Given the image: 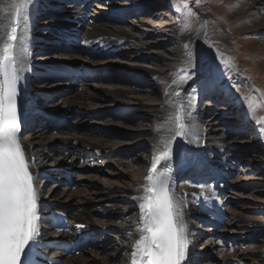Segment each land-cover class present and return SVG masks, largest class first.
<instances>
[{"label": "rangeland", "instance_id": "1", "mask_svg": "<svg viewBox=\"0 0 264 264\" xmlns=\"http://www.w3.org/2000/svg\"><path fill=\"white\" fill-rule=\"evenodd\" d=\"M51 1L53 0H45L47 9L43 7L44 2H35L38 8L36 20L33 21L39 29L32 26L31 31L39 36L33 41L34 55L31 57L37 69L39 66L40 70L45 66L48 69L50 64L56 62H80L87 64L89 69L104 68L113 64L119 67L117 71L123 69L120 71L125 76L132 71L149 73L145 78L135 81L126 77L120 79L116 73L101 75L103 72H96L99 74L86 79H74L72 75V78H59L67 80L33 83L31 90L36 93L33 102H41L38 105L40 108L46 107L42 101L45 97L41 98L44 94L39 92V96L34 89L51 92V101H48L47 107L44 108L49 110L50 114H56V111L64 106L65 93L69 96L73 94L69 85L74 86L76 93L89 92L96 97L87 101L85 110L76 111L73 119H67L73 126L72 129L61 127L55 132L49 129L45 133L48 139L56 141L61 136H75L93 142L98 138L105 141L101 144L105 146L103 148L117 153L108 157H88L86 154L89 152L81 149L73 158V152L66 151L44 162L48 166L55 160L66 157L67 163L73 166L70 170L73 171L71 185H68L62 176L49 178L50 174L36 180L41 198L51 202L56 198L53 203L59 204L58 208H64L63 205L68 207L64 208V212L69 217L87 212L93 230L102 231L100 239H96L97 245L75 257L89 259L90 264L130 263L129 234L133 229H137L139 215L136 207L126 198V189L131 186L128 176L143 175L150 161L147 146L143 149L144 147L135 144H146L155 130L156 123L152 111L165 96L172 83L170 80L180 79L181 76L188 79L187 75L179 72L181 66L178 62L182 61L181 57H185V46L192 45L194 60L185 65L190 75L198 73L200 79L191 89L190 97L192 99L195 93L205 86L215 91H210V95L202 98L199 95L201 100L198 99L197 106L194 98L197 110L203 113L201 122L207 149L201 151L209 156V150L217 148L214 143L222 142L225 146L223 153L232 159L229 160L232 168H227L229 175L225 176L226 180L222 183H219L222 180L220 178L215 188L228 214L224 226L207 227L199 222L198 218L201 219L202 215L198 213L196 217L188 219L191 227L187 234L194 242L192 247L191 240L190 249L196 257V263L193 264H224L225 261H230L228 264H264V135L260 133L264 130V59L259 60L262 54L260 44L264 42V29L257 28L256 24H239L236 17L237 10L243 5L250 7L249 19L260 21L264 18V0H176L173 3L167 0H79L76 8L86 10V21L109 23L129 35L125 44L111 48L113 56L106 59L88 58L80 51H72L71 49L76 48L73 46H69L71 49L66 46L65 49L59 39L50 34L51 30L44 26H59L65 21H70L76 12L72 9L74 6L70 8L65 0H58L59 4L56 5V2L52 4ZM54 6H57V9L52 11L50 8ZM185 7L193 15L189 20V30L181 33ZM206 24L209 28L208 38L202 43L199 35ZM184 34L189 35L190 43L182 40ZM73 42L81 43L80 40ZM210 43L220 50L225 47L226 57L234 58L238 71H226L216 57H211L208 53ZM38 46H43L44 49L40 54L37 52L40 50ZM55 46H61L62 49ZM38 76L45 77L42 73ZM196 78L193 77L190 81L193 82ZM115 88L133 90L131 97L139 106L129 108L130 118L115 115L116 104L111 99L100 96V92H110L108 90ZM246 98H252L253 103L259 105L254 113L250 112ZM242 110L250 116V121L243 119ZM28 128L30 131L21 134L25 144L30 143L34 133L41 134L45 130L41 127ZM32 142H36L34 147L38 146V136ZM135 146L138 150L132 153ZM44 153L49 154L47 150H44ZM121 163H126V168ZM35 164H39V161ZM207 168L206 166L202 169ZM204 174L207 178H212L211 171ZM189 179L186 176L178 177L175 187L183 191L195 188L193 184H188ZM199 183L208 187L211 180ZM68 192L77 198H66ZM81 200H86L88 204L84 206ZM219 235L223 239L226 238L224 235L227 236L232 247H225ZM97 250H101V253L95 255ZM233 255L238 256L234 258Z\"/></svg>", "mask_w": 264, "mask_h": 264}, {"label": "bare ground", "instance_id": "2", "mask_svg": "<svg viewBox=\"0 0 264 264\" xmlns=\"http://www.w3.org/2000/svg\"><path fill=\"white\" fill-rule=\"evenodd\" d=\"M36 1L37 2L41 1V3L44 2L43 3L44 9H47L46 7H48L47 6L48 4L45 2V0H31V3H30V18L31 19L29 20L28 28L27 30L23 28L18 30L19 39L16 42H14L15 48L13 52V55L16 60L17 74L20 76V79L17 83L16 103H17L18 116H19L20 121L23 124L22 131L23 130L24 132L30 131V129L28 128L29 126L45 128L44 132L41 134L34 133V135L31 136L30 138V143L25 144L26 143V142L24 143L25 140H20L22 147L24 149V152H25L26 162L29 164V171L33 176V180L34 178L41 176L43 174H48V175L50 174L49 178L50 177L54 178V176L57 178L60 177L61 174L59 173L54 174V172H51L50 169L73 172V171H70L71 169H73V166L71 165V163L70 164L67 163L66 157L64 158L62 157L61 160H55L52 165H48V166L44 162L45 160H48V159L52 160L53 156L57 154L60 156L63 152H66V151H69L71 153L73 152L72 154L73 158L77 156V152H79V150L81 149H85L87 152H89L86 155H90V156L94 155L95 157L96 156L108 157L110 155L115 156L117 154L115 151L112 152L106 148H103L105 146L104 145L101 146V144H104L105 141L102 139H98V138L94 139L93 142L87 139H83V138L75 137V136H72V137L71 136L69 137L61 136L56 141L48 139V137L45 136V133L49 131V129H52L50 127L52 122L46 121L45 119L41 117H37L36 115H33V114H31L30 117H28V121L26 125H24L25 116L27 114L25 111H28L27 108L32 103L34 94L36 95V93H34V91L31 90L33 88L32 86H33V83H35V81L36 83H38V82H46L48 80H67V79H59V78H63L67 76H69L70 78L71 74H78V76L73 77L74 79L75 78L76 79L77 78L86 79L87 77L90 78V77H94L95 75L99 74V73L96 74V72H103L101 73V75H107L104 73H113V74L116 73V75L118 74L117 76H119L120 79L128 78L134 81L143 79L145 78L146 75H149V73L147 72L141 73L140 71H137V72L132 71L128 75L125 76V75H122V72L120 71L123 69H120L119 71H117L119 67H116L113 64L112 65L109 64L108 66L104 68L89 69V66H87V64L86 65L80 64V62H73V63L56 62V63L50 64L48 66L49 67L48 69H46L47 66L44 67L43 72L48 77L38 76L39 74L43 72H41L42 70H40V66L37 69V66L35 65V62L32 60L33 59L32 57L34 55L33 54L34 53L33 41H35L39 35L31 31L32 26H35L37 30L39 29L36 27L37 25L33 21V19H35V16L37 14L36 8H38L37 4L35 3ZM61 1L63 0H60V2ZM167 1L169 3H173L176 0H167ZM54 2H56L55 5L59 4L57 3L58 0L51 1L52 4ZM78 2L79 0H71V1L65 0V3L68 4L70 8L74 6L72 9L76 11L73 13V17L70 19V21H65L61 23L59 26L57 25L54 27L53 26H44V27H47V29L51 30L50 34L54 35L55 39H59V43H62L65 46V49H66V46L76 47L74 49H71L69 47V49H71L72 51H80L82 54L86 55L88 58L97 57V58L106 59L110 56H113V54H111L110 52L111 48L119 44L121 45L123 43L125 44V42L129 38V35L125 33V31L117 27L110 26L109 23L103 24V23H97L96 21H86L84 17V13H82L79 10V8H76ZM2 7H3V4L2 2H0V8ZM50 9L54 11L57 9V6H54L53 8H50ZM123 13L124 11L122 12V14ZM3 15H4L3 11H0V16H3ZM65 15H64L65 19L68 20V18ZM250 16L251 15H250L249 6L242 5L237 10L236 17H237V20L239 21V24L247 23V25L249 26L252 24H256L257 28L264 29V18L260 19V21L258 20L252 21L251 19H249ZM50 27H53V28H50ZM208 29H209L208 24H206L205 28L201 30V33L199 35V38H200L199 40L202 41V43L204 41H207ZM75 40H80L81 43L75 44L73 42ZM182 40L188 41L189 43L191 42V38L187 34L183 35ZM2 42L3 41L0 40V43ZM40 47H39L40 50H37L39 54L42 50H44L43 46H40ZM55 47L57 49H62L61 46H55ZM188 48L191 51L193 49L192 45L188 46ZM224 50H226L225 47L223 48V50H220L218 47L214 46L213 44L211 43L209 44L208 53H210L211 57L213 56L216 57L220 61L219 63L221 64L223 68L224 66L221 63V54L223 55L224 58H227ZM260 50L262 51V54H260V58H259V60L261 61V59H264V42L260 44ZM185 59H186L185 57L180 58V60L182 61H185ZM182 61L178 62L179 66H181L179 68V72L181 71L183 75H187L188 79H186V82L181 81L178 78H174L170 80L172 83L170 87L166 90L165 96L160 99L159 104L152 111V115H153L152 117L154 118V121L156 123L155 130L149 136V139L146 144H142V145L138 143L135 144L138 147L139 146L140 147L142 146V148L144 147L143 149H145V145L147 146V148L149 149V153H150V161L148 162L146 166V171L143 175L139 177L128 176L131 186L129 185L130 188L126 189V192H125L127 194L126 198L130 202V204L132 203L133 206L136 207V210L138 211V215H139V222H138L137 229L136 230L133 229V231H131L130 245L128 247L129 248L128 254L130 256L129 264H131V261H132L131 253L133 251V245L136 242V240L139 239V235H140V233L138 232V228L140 226V219H141L140 208H139V203H140L139 197L143 195V187L145 186V177L149 175L150 169L153 164V156L159 155V153L163 151V148L159 144L158 141L160 140L161 137L168 138L171 135L168 131H158V128H160L163 125V127L167 129L170 126L169 117L173 116L176 113L178 107L182 106L186 114L185 124L188 126L185 129L186 135L184 137H175V139L173 140L170 146L171 151H172L171 159L169 160H165L163 158L159 159L156 162L157 169L161 170V168L164 167L165 165L168 166L171 169V174L173 176L174 181H176L180 171H186L189 167H191L192 169L190 168L191 170L185 173L184 176L189 177V175L192 176L195 173H198L197 178L205 179V177L207 176L204 173L205 172L207 173V169L206 170H203V169L195 170L193 167L197 165L199 167H205L207 165L208 166L210 165L212 167L213 173L215 174L214 179H217L218 176H221L220 178L222 180H220L219 183L220 182L222 183L224 180H226L225 176L229 175L230 171L227 172L228 170L227 168L229 169L232 168L230 166V161H229L232 159L230 156H226L225 153H223L224 152L223 148L225 146L224 144H222V142L216 141L214 143V145L217 146V148L210 149L209 156L206 153H202L201 151L202 149H207V148L205 147V137H204V132L202 131L203 124L201 122V119H202L203 113L197 110L196 108L197 101H199L198 99L201 100L202 97L210 95L209 93L210 91H213L214 93L215 91L209 89V87H206V86L200 89V91L198 93H195L194 95L196 99V106H195V99L193 98L191 99L190 91L197 84L200 77L198 76V73L190 75L189 74L190 72L186 68L185 63H182ZM54 68L57 69L58 71L55 70ZM123 73H128V72L123 71ZM56 75H60L63 77L56 78ZM152 75H155V74L152 73ZM193 77H197V78L193 82H191L190 79ZM173 80H176L177 83H173ZM69 87H71L70 92H72L73 94L69 96L68 93H65V95H63V97L65 96V98H63L64 106L58 109L56 111V114H50L49 110L44 109L47 107V103L51 97L50 96L51 92L40 90V89H34V90H37V93L41 92L42 94L46 95L44 96V95H41L40 93L37 94L39 96L41 95L40 96L41 98L45 97V98H42V101L46 105V107H42L41 109L47 110L49 115H54L56 117H60L65 120L67 119L71 120L76 116V113H75L76 111L86 109L88 100L96 98L95 94L93 93L88 92L86 94L85 93L80 94L74 91L73 89L74 86L69 85ZM108 91L110 92H107V91L100 92V96L104 99L105 98L111 99V101L116 104L117 109L115 110V115H119L120 117H123V118L124 117L130 118L131 116L129 113V108H132L131 106L133 107L139 106V103L137 101L134 102L135 99L133 100V98L131 97V95L133 96L134 94L133 90L115 88L112 91L111 90H108ZM177 93H179V95H177ZM196 94H198V96ZM199 95L201 98L199 97ZM34 100L36 101L37 98H35ZM132 100L134 103L132 102ZM35 104L34 105L37 107L38 105L41 104V102L40 104L35 102ZM189 104H191V107H189ZM187 113H191L190 118L187 115ZM242 113H243V110H242ZM243 119L246 121L251 120L250 116L245 112L243 113ZM262 130L260 131V133L262 132L264 135V130L263 131ZM36 136H38V139L40 140L39 145L41 146L36 145L34 147V144H36V142H32V140ZM136 146L135 148L132 147L133 148L132 153H135L138 150V147ZM57 147L58 149L56 150ZM44 150H47L49 154L46 155L44 153ZM38 161H39V164H35ZM43 162L44 164H42ZM121 164L126 168L127 166L126 163H121ZM33 182H34V187H35L36 181H33ZM36 191H37V188H36ZM174 192L177 198L184 202L183 212H184V217H185L188 230H189V227H191L188 219L193 216L196 217L195 215L197 213L204 214L206 218H210L215 215L221 218H224L227 216L228 218L227 211L224 209L220 196H218V191H213L211 186L207 187L206 185H204V187H195L193 189H190V190L188 189L186 191H183L175 187V184H174ZM37 193H38L37 202H44L45 206L51 207L53 205V207L63 212H64V208L65 209L68 208L65 205H63L64 208H58L59 204L53 203L56 200V198L52 200L53 202L46 201L43 198H40L41 196H40L39 190L37 191ZM72 196L73 195L69 192L66 194V198H75V199L77 198L75 196L73 197ZM81 202L83 203L84 206L88 204L86 200H83V201L81 200ZM37 211L38 213L41 212L42 208H38ZM70 218H71L70 223H71L72 228L75 231V235L82 236V235H87L90 233L91 237L96 236V239L97 238L100 239L99 235L102 233V231L99 232L98 229L93 230V227L90 221V216L88 215L87 212H84L83 214H79V215H72L70 216ZM37 223H38L39 231L44 232L45 230L42 231V228L40 227L41 222H37ZM195 224L197 225V223ZM78 225H80L81 227H78ZM187 236L190 241V244H189V249H190L192 245L191 243L192 239L190 240L191 236H189L188 234ZM224 237L227 238V236L225 235ZM226 238L223 240L224 243L227 241ZM89 239L91 240V238ZM97 243L98 242L96 241L95 245H97ZM193 246H194V242H193L192 247ZM220 246L222 250L224 251L223 245L221 244ZM93 247L94 246H91V244H89L87 248L92 249ZM190 252H191V249H190ZM98 253H101V250H97V252H95L94 254L97 255ZM114 254H116V252H114ZM58 255H60V253L53 254V256H58ZM237 256L238 255H233L232 257L235 258ZM191 258H192L193 263H196L195 262L196 257L193 256L192 252H191ZM226 262L229 263L230 261H226ZM66 263L67 264H90L89 259L79 258L75 256L68 259ZM104 264H108V263L104 262ZM185 264H188L187 260L185 261Z\"/></svg>", "mask_w": 264, "mask_h": 264}, {"label": "snow or ice", "instance_id": "3", "mask_svg": "<svg viewBox=\"0 0 264 264\" xmlns=\"http://www.w3.org/2000/svg\"><path fill=\"white\" fill-rule=\"evenodd\" d=\"M0 2L3 4L0 11L4 13L0 16V40L3 41L0 43V264H22L25 248L30 242H35L40 234L37 223L38 193L20 142L21 122L16 103L20 76L13 55L14 42L19 39L18 30L28 28L31 0ZM192 15L185 7L181 33L189 30ZM185 58L182 63L191 64L194 60V53L188 46H185ZM221 63L228 72L238 71L234 58H224L221 54ZM179 78L186 82V77ZM173 83L177 81L173 80ZM245 102L252 113L259 106L253 103L252 98H246ZM185 115L180 106L169 117L170 126L167 129L163 125L158 128V131H168L171 135L158 141L163 151L153 156L149 175L145 177L143 195L139 197L140 235L133 245L131 264H185L186 260L188 264H193L183 212L184 202L175 195L171 169L162 171L156 167L159 159H171L170 146L175 137L186 135L188 126ZM187 115L191 117V113Z\"/></svg>", "mask_w": 264, "mask_h": 264}]
</instances>
